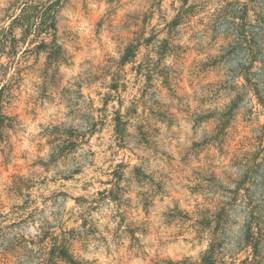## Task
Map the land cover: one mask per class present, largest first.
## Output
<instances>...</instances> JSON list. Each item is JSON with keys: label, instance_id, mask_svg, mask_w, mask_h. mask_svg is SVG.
<instances>
[{"label": "rangeland", "instance_id": "obj_1", "mask_svg": "<svg viewBox=\"0 0 264 264\" xmlns=\"http://www.w3.org/2000/svg\"><path fill=\"white\" fill-rule=\"evenodd\" d=\"M50 1L0 0V32L24 4ZM239 1L255 26L262 100L240 73L249 44L225 16L238 0H189L174 30L184 0H62L58 42L69 60L59 68L36 48L42 38L15 50L0 42V106L13 119L0 137V264H37L40 248L24 241L43 227L84 264H198L211 241L200 213L226 201L249 154L262 163L264 230V0ZM132 44L137 58L122 65ZM243 211H231L222 234L229 263L253 257Z\"/></svg>", "mask_w": 264, "mask_h": 264}, {"label": "trees", "instance_id": "obj_2", "mask_svg": "<svg viewBox=\"0 0 264 264\" xmlns=\"http://www.w3.org/2000/svg\"><path fill=\"white\" fill-rule=\"evenodd\" d=\"M62 0H52L45 3H32L24 4L21 8L20 14H17L10 18V24L7 27H3L0 32V42L5 46H10L13 50L17 49L18 42L24 41H37L42 38V42L36 46L37 49H41L49 52V60L51 67L62 66L67 63L69 57L66 50L58 42V22L57 14L58 8L61 5ZM189 0H184V5L180 9L176 18L169 24V28L172 30L178 28L182 21L191 15V7L188 6ZM236 8L233 10H226L225 16L233 19L234 33L238 39H244L248 45L250 57L252 63L249 67H242L240 73L246 80L248 87L261 98V92L259 84L256 80V72H254V66L256 63V53L252 45L253 29L255 26L251 23L249 9L243 7V2L239 1L235 3ZM232 6V5H231ZM224 11V10H223ZM20 28L22 30V38L18 39L15 36V30ZM46 38L51 39V42H46ZM238 43V42H237ZM141 44H132L126 51L121 60V64L134 62L139 53ZM6 55L14 59V52L7 51ZM13 62V60H12ZM114 90L119 89L118 85H113ZM7 121H13V119L3 114V109L0 106V137H3V127L7 126ZM115 132L119 136H124L127 132L126 122L123 121L122 115L116 114L114 119ZM78 138L74 137L72 133L69 136L68 143L71 146L77 144ZM59 157V155H57ZM260 157L257 155H250L243 159V165L246 170L239 178L233 180L234 187L227 188L224 198L226 201L222 202L221 206H218L216 211L202 210L200 213L202 234L205 235L210 231L211 241L209 249L202 255L201 262L198 264H235L229 263L224 256L223 248V232L225 230V224L228 223L231 211H234L240 207L244 209L246 213L245 220V233L243 244L245 247L252 249V258L245 259L241 264H261L262 249L264 243V230L262 225V203H259L257 176L259 169L262 166ZM18 186V185H17ZM19 186L18 189H20ZM257 190V192H256ZM43 233L37 236V241H27L24 243L27 247L33 245L39 247V257L37 264H84L79 261L72 253L69 240L56 236L51 232L49 227H43ZM23 244V243H22ZM240 247V246H238ZM23 248V247H20ZM241 248V247H240ZM12 251V250H8ZM191 264V263H183Z\"/></svg>", "mask_w": 264, "mask_h": 264}]
</instances>
